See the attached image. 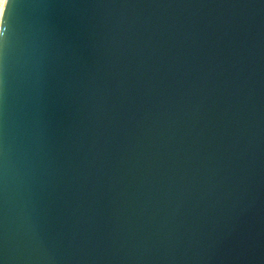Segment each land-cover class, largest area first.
I'll return each instance as SVG.
<instances>
[{
	"label": "clouds",
	"instance_id": "1",
	"mask_svg": "<svg viewBox=\"0 0 264 264\" xmlns=\"http://www.w3.org/2000/svg\"><path fill=\"white\" fill-rule=\"evenodd\" d=\"M0 264H264V0H0Z\"/></svg>",
	"mask_w": 264,
	"mask_h": 264
},
{
	"label": "water",
	"instance_id": "2",
	"mask_svg": "<svg viewBox=\"0 0 264 264\" xmlns=\"http://www.w3.org/2000/svg\"><path fill=\"white\" fill-rule=\"evenodd\" d=\"M9 3H11V0H9Z\"/></svg>",
	"mask_w": 264,
	"mask_h": 264
}]
</instances>
